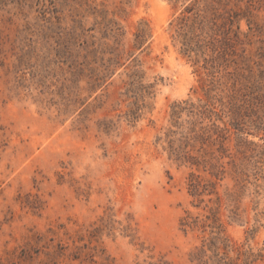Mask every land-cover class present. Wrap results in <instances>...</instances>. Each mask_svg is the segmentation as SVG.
Instances as JSON below:
<instances>
[{
  "label": "rangeland",
  "instance_id": "1",
  "mask_svg": "<svg viewBox=\"0 0 264 264\" xmlns=\"http://www.w3.org/2000/svg\"><path fill=\"white\" fill-rule=\"evenodd\" d=\"M210 3L0 0V264H264V0L187 52Z\"/></svg>",
  "mask_w": 264,
  "mask_h": 264
},
{
  "label": "trees",
  "instance_id": "2",
  "mask_svg": "<svg viewBox=\"0 0 264 264\" xmlns=\"http://www.w3.org/2000/svg\"><path fill=\"white\" fill-rule=\"evenodd\" d=\"M213 2H216V0H212V3H210L209 6L205 8V10H202L203 13H200L201 11L199 9L195 10L194 7L189 6L186 8L182 17L179 18V22H178L179 36L182 37L183 40L182 46L185 51L195 52L196 54L198 52L200 54H204L205 48L207 47L208 44H214L215 42L220 41L216 39L215 36L218 35L217 34L218 30H220V27H222V25H224L225 22H223L219 26L217 25V19L219 17L217 15H222V14H217L218 11L217 8L214 7ZM215 4H219V0H217V3ZM236 16H237L236 12H231L230 14H228L227 20L230 21L229 23L232 24L233 23L232 18H235ZM111 23L112 25L115 26L117 25L116 22L112 21ZM111 30L113 31L114 28H111ZM208 31H210L211 34H208ZM142 36H143V32L140 31L138 34H136V41L138 42ZM207 38H210V40H207ZM213 50L215 51L217 49H213ZM213 58L215 57H211L209 59L213 60ZM205 62H210V61L205 59ZM181 155L182 158L184 159H189L191 157L188 155L186 151H184V153ZM191 184L194 186L196 185L195 183H193V180L191 181ZM153 264H167V263L159 259L157 263H153Z\"/></svg>",
  "mask_w": 264,
  "mask_h": 264
}]
</instances>
